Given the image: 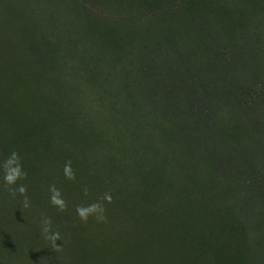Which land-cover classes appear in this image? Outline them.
I'll list each match as a JSON object with an SVG mask.
<instances>
[{
  "label": "rangeland",
  "instance_id": "374dc122",
  "mask_svg": "<svg viewBox=\"0 0 264 264\" xmlns=\"http://www.w3.org/2000/svg\"><path fill=\"white\" fill-rule=\"evenodd\" d=\"M184 70L220 81L208 115L158 105L153 78ZM191 119L224 174L201 142L181 148ZM12 151L31 204L0 173V264H253L264 209L241 205L238 181L264 174V0H0V161ZM104 193L107 222H81Z\"/></svg>",
  "mask_w": 264,
  "mask_h": 264
},
{
  "label": "trees",
  "instance_id": "16d2710c",
  "mask_svg": "<svg viewBox=\"0 0 264 264\" xmlns=\"http://www.w3.org/2000/svg\"><path fill=\"white\" fill-rule=\"evenodd\" d=\"M151 71H153V67L148 68L145 76L149 75ZM183 74V78L178 79L164 78L163 81H158L157 78H153V80H156L157 82L165 83V85L160 86L161 89H159L161 97L159 99L160 101L158 105L162 107L163 110H172L174 113V118L183 111L184 107L190 108V111L184 109L190 114L192 111L194 115H199L200 113L204 114L203 112H206V114L208 115L209 107L211 103H213L212 96L214 90L211 85L214 82L220 81L211 80V78L202 76L200 73L193 74L190 73V71L188 72L185 70ZM175 83L177 85L174 86ZM252 93V91H248V95ZM156 95H158V92H156ZM188 124H191L193 126V129L190 130ZM198 127L199 125L195 123L193 119H191V121L187 124H180V131L184 134L183 136V134L181 133L180 136L179 143L181 148L184 151L188 152L187 149H189V146H187V144L189 142H193L194 139L197 142H201V150L204 151V148L208 149L206 150L208 154L207 164L212 166L215 173H217L218 175L224 174L228 170L225 161L221 160V158L217 159V161L215 160L216 155L213 154L212 151H210L211 146L207 142V133L202 130L198 131ZM196 130L197 135H195ZM194 155L198 157V151H196ZM244 155L246 154L244 153L243 156ZM240 176L241 180L240 182L238 181V183L242 191L241 205L252 211H254V205L258 206V211H255V213H262L261 210L264 209V174L257 173L256 170H254L253 176L248 177V174L246 176L245 173H243V175L240 174ZM254 257L253 264H264V254L258 257L255 253Z\"/></svg>",
  "mask_w": 264,
  "mask_h": 264
},
{
  "label": "clouds",
  "instance_id": "9594fccd",
  "mask_svg": "<svg viewBox=\"0 0 264 264\" xmlns=\"http://www.w3.org/2000/svg\"><path fill=\"white\" fill-rule=\"evenodd\" d=\"M71 160L65 162L63 174L66 180L75 181L76 174L72 168ZM0 173L3 175V185L8 194L12 197L17 195L23 197L22 205L24 208H29L31 201L27 196V186L23 183L27 179V172L23 168V164L20 155L16 151H12L5 159L0 161ZM50 203L63 213L67 211V202L63 198L61 191L55 184L49 186ZM83 194L88 196V188L83 189ZM112 203V197L110 193H104L100 200L94 201L87 205H78L76 207V213L78 218L83 223H87L89 218H94L97 223H106V209L104 203ZM41 235L49 242L50 246L54 250H59L56 242L62 239L60 232L53 231L52 220L47 216H43L40 223Z\"/></svg>",
  "mask_w": 264,
  "mask_h": 264
}]
</instances>
